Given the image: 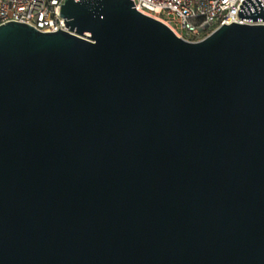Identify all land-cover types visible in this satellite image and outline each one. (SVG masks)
I'll return each mask as SVG.
<instances>
[{
	"label": "water",
	"instance_id": "95a60500",
	"mask_svg": "<svg viewBox=\"0 0 264 264\" xmlns=\"http://www.w3.org/2000/svg\"><path fill=\"white\" fill-rule=\"evenodd\" d=\"M133 5L0 24V264H264V24Z\"/></svg>",
	"mask_w": 264,
	"mask_h": 264
},
{
	"label": "built area",
	"instance_id": "2783aa9c",
	"mask_svg": "<svg viewBox=\"0 0 264 264\" xmlns=\"http://www.w3.org/2000/svg\"><path fill=\"white\" fill-rule=\"evenodd\" d=\"M134 7L169 26L187 40L198 41L230 22L259 25L238 16L242 0H133ZM264 7V0H260ZM64 0H0V24L9 20L28 23L40 31L66 29L60 16ZM264 13V11H263Z\"/></svg>",
	"mask_w": 264,
	"mask_h": 264
}]
</instances>
